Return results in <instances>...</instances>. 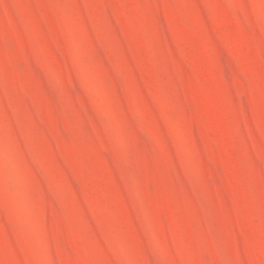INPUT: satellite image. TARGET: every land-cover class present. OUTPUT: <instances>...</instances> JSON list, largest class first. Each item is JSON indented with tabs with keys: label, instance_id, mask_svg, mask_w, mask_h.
Segmentation results:
<instances>
[{
	"label": "rangeland",
	"instance_id": "rangeland-1",
	"mask_svg": "<svg viewBox=\"0 0 264 264\" xmlns=\"http://www.w3.org/2000/svg\"><path fill=\"white\" fill-rule=\"evenodd\" d=\"M0 264H264V0H0Z\"/></svg>",
	"mask_w": 264,
	"mask_h": 264
}]
</instances>
